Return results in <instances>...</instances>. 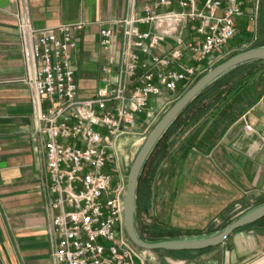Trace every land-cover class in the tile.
<instances>
[{
	"label": "built area",
	"instance_id": "built-area-1",
	"mask_svg": "<svg viewBox=\"0 0 264 264\" xmlns=\"http://www.w3.org/2000/svg\"><path fill=\"white\" fill-rule=\"evenodd\" d=\"M264 0H127L121 19L99 23L100 86L77 80L84 21L36 28L18 13V36L34 91L47 160L53 264H136L125 224L128 178L119 143L150 128L228 55L239 21L257 26ZM245 118V117H244ZM248 132L264 134L246 122Z\"/></svg>",
	"mask_w": 264,
	"mask_h": 264
},
{
	"label": "crops",
	"instance_id": "crops-1",
	"mask_svg": "<svg viewBox=\"0 0 264 264\" xmlns=\"http://www.w3.org/2000/svg\"><path fill=\"white\" fill-rule=\"evenodd\" d=\"M126 10L127 0H0V264H53L47 137L38 132L15 15L27 12L36 28L86 23L78 34L76 77L89 96L100 86L104 63L99 23L121 19ZM241 20L239 28L247 26L249 19ZM228 47V55L241 49ZM255 66V75L240 88L226 96L227 86L220 87L223 99L205 98L199 110L184 117L186 124L193 117L191 124L176 126L154 159V173L144 178L139 197L156 227L212 235L226 219L233 220L232 207L248 199L264 203V134L245 128L246 122L257 129L264 123V61ZM184 252L196 256L143 257L136 264H264V219L220 246Z\"/></svg>",
	"mask_w": 264,
	"mask_h": 264
},
{
	"label": "water",
	"instance_id": "water-1",
	"mask_svg": "<svg viewBox=\"0 0 264 264\" xmlns=\"http://www.w3.org/2000/svg\"><path fill=\"white\" fill-rule=\"evenodd\" d=\"M259 61H264V46L240 52L208 71L170 107L147 137L131 167L125 202L126 231L130 241L136 247L145 251H202L224 244L228 237L237 230L254 225L264 219L263 204L240 216L226 228L212 235L198 238L167 239L156 242L144 240L138 232L136 223L140 177L150 156L168 129L185 109L217 80L241 66Z\"/></svg>",
	"mask_w": 264,
	"mask_h": 264
},
{
	"label": "rangeland",
	"instance_id": "rangeland-1",
	"mask_svg": "<svg viewBox=\"0 0 264 264\" xmlns=\"http://www.w3.org/2000/svg\"><path fill=\"white\" fill-rule=\"evenodd\" d=\"M241 21L242 20L240 19V22ZM245 26L246 25H243L242 29L239 28L238 35L235 37V39L231 40L229 43V47L233 45L232 46L233 48H235V47L241 48L243 41H246L245 47L239 49L238 51H233L232 53L227 55L225 57V59L223 61H221L219 64L223 63L227 59L231 58L232 56H234L240 52H243V51L251 49V48H255L264 42V2L262 3V9H261V13H260V17H259L257 26H255L251 22H248L247 26L246 27ZM249 41H251V42H249ZM229 47H228V49H229ZM232 47H230V48H232ZM255 67H257V66H255ZM249 71H250V68H247V69L242 70L238 74H242L244 76ZM173 104L170 105V107L173 106ZM170 107L167 109V111L170 109ZM162 117H160V119ZM160 119L154 125H152L150 128L147 129L146 126L137 127L136 129L131 131V133L129 135H126L121 139V141L119 143V159H120V164H121L122 170H123V172L127 178L129 176L131 167H132L133 162L136 159L139 151L141 150V148H142L143 144L145 143L147 137L149 136V134L151 133V131L153 130L155 125L160 121ZM263 204L264 203H260L258 201H253L252 199H248L246 202H243L242 204H238V205L232 207V209L228 215L232 219L236 220L240 216L244 215L245 213H247V212L263 205ZM143 209H144V207L142 206L140 208L138 214H137V228H138L139 232L148 236L151 233H148L147 231L145 232V230L147 228H149V230L156 228V224L151 220L149 213L146 215L143 213ZM229 216H227L226 218H228ZM222 225H223V223H221V225L218 228H221ZM221 230H223V229H221ZM205 236H209V235H205ZM202 237H204V236H202ZM185 238H198V237H185ZM136 248L139 250L140 253H142L144 260H146V261H150L152 259L160 260V261L183 260V259H186V257L189 258V260H190L194 256H196L195 254H192V253L174 255V254L168 253V251H145V250H142L138 247H136Z\"/></svg>",
	"mask_w": 264,
	"mask_h": 264
},
{
	"label": "trees",
	"instance_id": "trees-1",
	"mask_svg": "<svg viewBox=\"0 0 264 264\" xmlns=\"http://www.w3.org/2000/svg\"><path fill=\"white\" fill-rule=\"evenodd\" d=\"M262 46H264V42L261 43L257 47H262ZM257 63L258 62H254L253 64H247V65L241 66V67H239V68L231 71L230 73L226 74L225 76H223L219 80H217L215 83H213L211 86H209L203 93H201L185 109V111L177 118V120L173 123V125L168 129V131L165 133V135L163 136V138L160 140V142L156 146L154 152L150 156L148 162L146 163V165L144 167V170L142 172V175L140 177L139 189H138V199H137L136 223H137V214H138L140 208L142 207L141 199L139 197L140 196V187L142 186V183L144 181V178L146 176H148L149 173H154V170L152 172H150L151 164L153 163L154 159L159 155L160 150L166 148L165 142L167 141L169 135L173 132V130L176 128V126H178L180 124L181 125H184V126H188V125L191 124L190 122H192L193 117H191L192 118L191 121L190 122H187V124L185 123L186 121H183V118L184 117H187L189 115V113H192L193 112V110H199L200 109L201 102L205 98H208L210 96L216 97V102H217V99L225 92V91H219V88L220 87L227 86L226 89H225V90H227V94H226V96H227V95L231 94L234 90H237L243 84H245L246 82H248V80L251 79L255 75V73H256V71H255V68H256L255 65ZM247 68H250V71L246 75L243 76L242 74H238L242 70L247 69ZM223 98L220 97L219 99L221 100ZM194 115H192V116H194ZM234 220L235 219H233V220H225V222L223 223V225L221 226V228L217 229L216 231L221 230L222 228L223 229L226 228ZM147 229L145 230V232L147 231L148 233H151L148 236H146L145 234H142L139 231L138 232H139L140 236L144 240L152 241V242L161 241V240H167V239H182V238H185V237H193V236H195L193 233H182L181 231L173 230V229H170L169 231L164 230V229H161L159 227H156V228H154L152 230H149V228H147ZM216 231H212L211 233L216 232ZM168 253L174 254V255H179V254H188V253H191V252H168Z\"/></svg>",
	"mask_w": 264,
	"mask_h": 264
}]
</instances>
